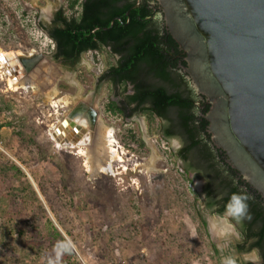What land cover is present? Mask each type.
Segmentation results:
<instances>
[{"label": "rangeland", "instance_id": "374dc122", "mask_svg": "<svg viewBox=\"0 0 264 264\" xmlns=\"http://www.w3.org/2000/svg\"><path fill=\"white\" fill-rule=\"evenodd\" d=\"M69 1L0 0V53L14 56L21 69L22 58L43 55L27 75L35 80L31 87L14 88L0 54V163L15 164L27 176L22 180L8 170L13 182L5 189L12 196L0 197V224L8 227L0 243V264H48L56 243L43 240L36 246L29 244L28 232L20 233L34 226L31 219L25 223L26 214L41 216V205L65 234L40 191L41 182L52 201L74 220L80 247L73 245V261L80 264H223L226 256L237 264H259L256 249L238 250L243 239L230 216L206 209V181L195 173L192 184L186 179L184 162L176 155L182 142L162 135V121L142 113L124 118L103 111L110 99L124 97L122 88L114 90L111 83L99 81L117 57L106 49L83 53L74 65L54 57V41L43 27L51 25L60 9L70 16ZM81 100L103 111L97 128H110L125 152L123 161L116 160L103 174L96 171L98 176L86 155L65 154L48 135ZM80 147L90 149L89 144ZM96 147L104 155V147ZM14 197L20 206L11 212ZM213 221L220 226L215 235L209 228ZM245 254L251 258L245 260Z\"/></svg>", "mask_w": 264, "mask_h": 264}, {"label": "trees", "instance_id": "16d2710c", "mask_svg": "<svg viewBox=\"0 0 264 264\" xmlns=\"http://www.w3.org/2000/svg\"><path fill=\"white\" fill-rule=\"evenodd\" d=\"M68 8L72 11L70 16L60 9L50 26H42L55 43L54 57L74 65L88 51L106 49L116 56L115 64L99 78L100 81L109 80L115 89L122 88L123 100L120 104L113 100L109 107L124 115L126 104L134 106L130 109L132 112L145 114L150 120L159 117L164 136L181 140L182 146L176 155L184 162V175L189 183L194 180L189 176L191 172L205 179L203 201L206 209L223 215L233 193L247 197L245 217L238 222L230 216L243 239L237 248L242 252L258 250L259 264H264V196L229 162L227 151L213 141L207 119L211 105L207 97L192 86L186 71V53L160 16L157 1L141 0L138 5V0H70ZM140 145L144 146L143 140ZM9 169L14 170L19 179H27L19 166L0 163V197L12 196L5 189L13 182ZM39 187L65 234L42 205L41 216L35 212L26 214L25 223L31 219L35 221L34 226L19 232L22 235L28 232L29 244L36 246H41L44 240L52 244L69 241L80 247V240L72 230L74 220L52 201L42 182ZM11 205L12 212L20 203L14 197ZM197 213L207 232L206 219L199 209ZM7 228L0 224V243L7 238ZM74 256L72 247L71 252L62 256L61 264H80L73 261Z\"/></svg>", "mask_w": 264, "mask_h": 264}, {"label": "water", "instance_id": "95a60500", "mask_svg": "<svg viewBox=\"0 0 264 264\" xmlns=\"http://www.w3.org/2000/svg\"><path fill=\"white\" fill-rule=\"evenodd\" d=\"M156 1L211 105L213 141L264 196V0ZM209 228L220 230L215 221Z\"/></svg>", "mask_w": 264, "mask_h": 264}, {"label": "flooded vegetation", "instance_id": "af4514ba", "mask_svg": "<svg viewBox=\"0 0 264 264\" xmlns=\"http://www.w3.org/2000/svg\"><path fill=\"white\" fill-rule=\"evenodd\" d=\"M55 47L56 46H54V51H55ZM41 57L42 56L40 55V56L33 57V58H32V56L28 57V58H24V60H23L24 63L23 62L22 63L25 66V68H23V70H22V71H24L23 72L24 75L20 74L21 79L29 74V72L35 67L36 63L39 62ZM5 60H6V58H4V62H5ZM59 60L62 61L61 59H59ZM20 75L17 74L16 72H14V74H12L10 77H12V76L13 77L14 76L20 77ZM99 81H100V79H99ZM100 82H102V81H100ZM106 82L111 83L109 80H107ZM111 86L115 90L112 83H111ZM30 87L31 86L29 85L28 88H30ZM129 91L131 92V87L129 88ZM121 100H123V98H121L117 102H119V104H120ZM111 101H113V100L110 99L108 101V103L105 104V108H103L104 112L108 111L109 113H116L113 109H111L109 107ZM61 107L65 108L66 105L62 104ZM132 107H134V106H127L125 104V106L123 107L124 108V115L120 114L119 112H117V113L119 115L123 116L124 118H129L130 116H132L134 114L140 113L137 111L132 112L130 110ZM103 111L101 109H99L97 106H95L93 102H88V101H84V100L79 101L77 104L74 105V107H72V109L69 113L66 112V114H65L64 118L61 120V122H59L57 125L53 126L51 131L48 133L49 139L51 141H53V143L55 144V147L57 149H61L67 155L69 153L77 155V154H79L78 150H79L80 145L89 144L90 149L92 150L93 154L95 153L94 157L99 158V160H101V162H103V163L106 162L105 164L108 165L109 164L108 160L103 159V152L101 150L97 149V147L95 146V138L97 135V128H96L97 126L96 125L99 123V116ZM156 118L159 121H161L159 117H156ZM83 120H85V121H83ZM59 125L62 126L63 131H62V129L60 131ZM162 135L164 136L163 133H162ZM58 137L63 140V142L60 144V146H57V144H58L57 138ZM165 138L170 139V137H165ZM103 151H104V149H103ZM94 166L96 167V168L94 167L95 172L99 170L100 173H102V174L104 173V171H101L96 164H94ZM68 168H69V166L65 165V169L68 170ZM95 174H97V173H95ZM98 175L99 174H97L96 176H98ZM191 175H192V172L189 174V176L193 178V176H191Z\"/></svg>", "mask_w": 264, "mask_h": 264}, {"label": "bare ground", "instance_id": "6f19581e", "mask_svg": "<svg viewBox=\"0 0 264 264\" xmlns=\"http://www.w3.org/2000/svg\"><path fill=\"white\" fill-rule=\"evenodd\" d=\"M1 56L5 57L6 60L4 62L3 61V66L6 67V70L9 72V74H14V72H16L17 74H23L24 71H22L23 68H25V66L22 63L23 68L21 69V66H19V64H16V58H14V56L11 55H3V53H0ZM16 57V56H15ZM13 59V60H12ZM19 63V62H18ZM21 63V62H20ZM6 64V65H5ZM37 64V63H36ZM39 64V63H38ZM36 66V65H35ZM37 71V70H36ZM40 71V70H39ZM21 75L20 77H16V79L12 76L9 86H12L14 88H17V86H23V87H29L30 84L34 83V79L31 80V76H26V78L21 79ZM35 77V76H34ZM49 96V95H48ZM47 96V97H48ZM51 98V97H49ZM85 121V120H83ZM101 121V120H100ZM87 122V121H86ZM68 123V122H67ZM98 125V124H97ZM96 125V126H97ZM100 126V125H99ZM98 126V127H99ZM97 128V127H96ZM59 129L61 131H63V128L61 125H59ZM67 131V130H66ZM97 131L99 132V136L98 138H95V146L97 145H101L104 147V160H108V165L101 162V160H99V158H95L94 154L92 152L91 149H89L88 151H86L85 149H83L82 147H79V154L81 153L82 155H86V157L90 160V163H92L94 165V163L96 162V165L98 166V168L101 171H106V170H111V165L113 162H115L116 160L118 161H123V157L122 154H124L125 152L120 150V146L119 144L117 145L116 140L113 138L112 136V130L108 127L102 128L100 127L99 129L97 128ZM57 136V135H56ZM57 141L59 143V145L63 142V140L61 138H57ZM108 143V144H107ZM74 144V143H73ZM105 145V146H104ZM108 145V146H107ZM81 146V145H80ZM94 151V150H93ZM95 152V151H94ZM88 160V161H89ZM95 161V162H94ZM88 164V163H86ZM90 166V164H89ZM88 166V167H89ZM93 167V166H92ZM96 168V167H95ZM90 171V170H89ZM95 172V171H94Z\"/></svg>", "mask_w": 264, "mask_h": 264}, {"label": "clouds", "instance_id": "9594fccd", "mask_svg": "<svg viewBox=\"0 0 264 264\" xmlns=\"http://www.w3.org/2000/svg\"><path fill=\"white\" fill-rule=\"evenodd\" d=\"M247 197L242 193H233L227 206L226 215L235 218L238 222L245 217L247 213ZM73 245L69 241H60L54 248V256L49 257L48 264H61V258L65 253L72 250ZM256 259H259L258 250H254ZM245 260L251 258V254L244 255ZM223 264H237L233 256H226L223 259Z\"/></svg>", "mask_w": 264, "mask_h": 264}, {"label": "built area", "instance_id": "2783aa9c", "mask_svg": "<svg viewBox=\"0 0 264 264\" xmlns=\"http://www.w3.org/2000/svg\"><path fill=\"white\" fill-rule=\"evenodd\" d=\"M2 147H1V142H0V149H1Z\"/></svg>", "mask_w": 264, "mask_h": 264}]
</instances>
